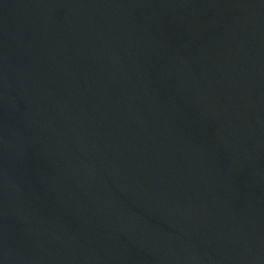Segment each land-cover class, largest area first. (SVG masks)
<instances>
[{"label": "water", "instance_id": "obj_1", "mask_svg": "<svg viewBox=\"0 0 264 264\" xmlns=\"http://www.w3.org/2000/svg\"><path fill=\"white\" fill-rule=\"evenodd\" d=\"M0 264H264V0H0Z\"/></svg>", "mask_w": 264, "mask_h": 264}]
</instances>
